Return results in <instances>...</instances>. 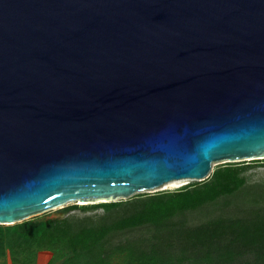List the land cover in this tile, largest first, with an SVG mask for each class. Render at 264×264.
Instances as JSON below:
<instances>
[{
  "label": "water",
  "instance_id": "1",
  "mask_svg": "<svg viewBox=\"0 0 264 264\" xmlns=\"http://www.w3.org/2000/svg\"><path fill=\"white\" fill-rule=\"evenodd\" d=\"M264 159V0H0V224Z\"/></svg>",
  "mask_w": 264,
  "mask_h": 264
},
{
  "label": "trees",
  "instance_id": "2",
  "mask_svg": "<svg viewBox=\"0 0 264 264\" xmlns=\"http://www.w3.org/2000/svg\"><path fill=\"white\" fill-rule=\"evenodd\" d=\"M248 165L220 164L205 180L175 191L60 208L64 213L79 209L82 215L43 214L0 224V264H7L8 258L11 264H38L41 251L51 253L48 264H114L115 250L123 252V264H264L262 207L241 210L245 216L222 214L195 226L175 220L243 192ZM99 209L102 212H94ZM143 226L153 227L154 232L115 244L118 235Z\"/></svg>",
  "mask_w": 264,
  "mask_h": 264
},
{
  "label": "rangeland",
  "instance_id": "3",
  "mask_svg": "<svg viewBox=\"0 0 264 264\" xmlns=\"http://www.w3.org/2000/svg\"><path fill=\"white\" fill-rule=\"evenodd\" d=\"M233 162H236L237 164H240V163L250 164L248 165L250 166V168H248V170L245 172V175L247 177L246 189H244L243 192H240L237 195L223 197L214 204H208L200 209L188 211L185 214L179 215L175 218L176 221H184L185 224L187 225L195 226V225H199V223H202L204 221H208L215 217H219L222 214L245 216L247 215V213L244 214V212H242L241 210L251 211V210H254L255 208L257 209V207L259 208L262 207L264 209V187L261 188V187L256 186L258 184L259 185L264 184V159L262 158L261 159H241V160L233 161ZM223 163H227V162H224V161L214 162L212 165L211 174L220 164H223ZM195 181L197 180L189 179L188 182H185L182 184L180 183V185L176 184V185L161 186L156 189H152L149 191H143L140 193L153 194V193H156L158 191H163V190L175 191L178 188H181L182 186H184L185 184L189 182H195ZM140 193H137V194H140ZM119 200L121 199H117L116 201H119ZM98 202H101V201H96L92 203H98ZM89 203L91 202L84 203L80 201H73V202L67 203L66 205H64V207L70 204H80L81 205V204H89ZM60 208L62 207L52 209L50 211H47L46 213H42L39 215L43 216V214H48L45 217H60V216H65L69 214H77V215L83 214L79 209L64 213L60 211ZM94 212H102V209H99ZM153 232H154L153 227L143 226V227L136 228V229L127 231L125 233H122L121 235H118L117 238L114 239V242L116 244V243H119V241L124 240L127 237L136 238L137 236H141L145 234L146 235L152 234ZM50 257H51V253H49L48 251H41L39 253L38 260L39 259L41 260L40 263H44V262L48 263L50 260ZM124 258L125 257L123 255V252H119L116 250L114 251V254L112 255V261L114 262V264H123ZM56 264H59V262H57Z\"/></svg>",
  "mask_w": 264,
  "mask_h": 264
},
{
  "label": "bare ground",
  "instance_id": "4",
  "mask_svg": "<svg viewBox=\"0 0 264 264\" xmlns=\"http://www.w3.org/2000/svg\"><path fill=\"white\" fill-rule=\"evenodd\" d=\"M189 179L187 178H184V179H178V180H172V181H169V182H166L165 184H163L162 186H167V185H176V184H179L180 183H185V182H188ZM85 203V202H84Z\"/></svg>",
  "mask_w": 264,
  "mask_h": 264
},
{
  "label": "crops",
  "instance_id": "5",
  "mask_svg": "<svg viewBox=\"0 0 264 264\" xmlns=\"http://www.w3.org/2000/svg\"><path fill=\"white\" fill-rule=\"evenodd\" d=\"M41 262V260L39 259L38 260V264H48L47 262H44V263H40ZM7 264H11V261H10V259L8 258V260H7Z\"/></svg>",
  "mask_w": 264,
  "mask_h": 264
}]
</instances>
